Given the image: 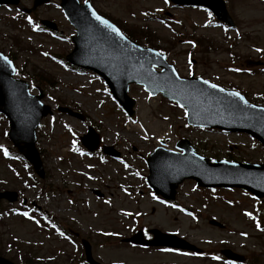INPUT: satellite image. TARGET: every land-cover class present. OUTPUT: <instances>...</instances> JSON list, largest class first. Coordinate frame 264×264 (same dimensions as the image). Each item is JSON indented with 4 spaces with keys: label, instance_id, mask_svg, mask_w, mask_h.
Returning a JSON list of instances; mask_svg holds the SVG:
<instances>
[{
    "label": "rangeland",
    "instance_id": "rangeland-1",
    "mask_svg": "<svg viewBox=\"0 0 264 264\" xmlns=\"http://www.w3.org/2000/svg\"><path fill=\"white\" fill-rule=\"evenodd\" d=\"M91 3L97 12L136 37L147 26L149 44L167 51L168 61L180 77H201L226 89L236 88L251 102L264 106L262 0H229L228 10L237 29L226 32L229 38L222 28L207 26L206 12L168 7L164 0ZM31 4L32 0H20L17 9L0 7V51L12 54L17 77L29 83L32 94H37L38 86L43 92L42 101L54 112L42 120L36 141L46 172L40 187L51 186L52 190L40 196L47 187L45 191L27 189L31 174L28 175L23 161L2 154L12 145L6 137L8 122L1 115L0 190L23 191V197L37 203L41 211L72 229L127 237L138 229L155 228L184 238L206 252L205 257L169 254L158 248H132L117 238L98 237L95 239H99V245L105 247H96L103 264H225L214 260L222 248L244 257L246 264H264V204L239 189H196L192 180L178 186L175 200L165 204L151 195L143 177L147 173L144 160L160 140L173 149L178 139L186 138L207 158L238 162L263 163L262 147L245 135L187 127L181 109L161 97L147 96L135 86L129 90V96L136 101L135 115L129 121L98 77L63 66L49 56H64L72 48L70 37L74 30L59 10L58 0H51L50 5L33 13L37 19L57 24L60 35L56 38L35 32L25 23L20 28L11 22V16ZM190 38L197 44L192 45ZM42 78L54 87L44 86ZM58 106L77 111L85 120L58 113ZM87 126L99 135L101 145L112 146L121 153L134 172L131 181L117 173L119 160H97L78 154L82 153L78 138ZM91 190L100 192L103 198H96ZM210 219L224 228L210 226ZM5 224L0 226V250H4V243H12V238L17 237L18 244L30 240V251L40 252L44 259L56 256L61 244L53 235L17 219Z\"/></svg>",
    "mask_w": 264,
    "mask_h": 264
},
{
    "label": "water",
    "instance_id": "water-1",
    "mask_svg": "<svg viewBox=\"0 0 264 264\" xmlns=\"http://www.w3.org/2000/svg\"><path fill=\"white\" fill-rule=\"evenodd\" d=\"M171 1L179 5L190 3L205 5L219 19L229 21L222 0ZM47 2L48 0H36L33 8ZM0 3L16 4L17 0H0ZM61 7L78 34L73 40L74 50L66 57V60L97 72L105 80L114 97L128 114L132 115L131 108L134 104V101L126 96L128 85L131 83L140 84L150 94L159 92L163 97L184 106L187 109L188 122L191 124L251 132L264 145V110L245 109L240 104V102L245 103L244 100L238 96L229 93H227L229 97L222 94L209 95L194 87L197 84L195 82L174 79L169 73L170 67L165 65L163 61V56H159L152 50L142 49L121 38V35H116L115 32L100 22L105 20L94 18V11L88 4L79 5L76 0H61ZM43 23L54 28L50 23ZM107 24L111 25L108 22ZM111 27L115 28L112 25ZM152 65L161 67L163 71L161 73L154 72L151 69ZM13 73L14 69L11 63L0 55V112L9 119V138L33 165L37 174L42 177L41 162L34 146L35 128L39 120L49 113V108L39 103L40 96H30L28 85L24 81L13 79ZM233 120L238 121L240 126H243L235 128L229 125V122ZM181 148L186 153L179 158L186 160V162L179 166L161 164L156 167L153 164L154 156L149 160V180L156 193L171 199L176 185L183 178L192 177L200 186H236L249 190L258 197H264V165L243 166L216 163L213 166H208L205 173H201L194 165V161H198L194 152L187 144ZM160 153L164 152L157 150L155 156ZM168 155L170 156V154ZM158 169H160L164 181L169 183L165 190L152 181L154 176H159ZM161 191L166 192L162 193ZM7 195L10 194H0V198ZM10 200L13 201L14 196ZM155 234V239L151 242H141L138 237L131 239V241L143 245H166L194 249L184 242L175 240L174 237ZM222 253L229 259L242 260L228 251Z\"/></svg>",
    "mask_w": 264,
    "mask_h": 264
},
{
    "label": "flooded vegetation",
    "instance_id": "flooded-vegetation-1",
    "mask_svg": "<svg viewBox=\"0 0 264 264\" xmlns=\"http://www.w3.org/2000/svg\"><path fill=\"white\" fill-rule=\"evenodd\" d=\"M14 215H8V214H1L0 219L8 221L9 218H13ZM30 216V215H28ZM72 234V238L74 241H76L79 245L73 247L76 251H73L71 254H66L62 258L61 264H87L84 257V246L82 245V240H85L89 245L91 249L92 255H94L96 259V252L93 251L95 249V243L97 234L90 231H85V234L81 231H75V230H68ZM80 232L82 234H80ZM87 232V233H86ZM0 257H3L5 259H8L13 264H40L37 259L36 253H30V246H5L4 250H0Z\"/></svg>",
    "mask_w": 264,
    "mask_h": 264
},
{
    "label": "snow or ice",
    "instance_id": "snow-or-ice-1",
    "mask_svg": "<svg viewBox=\"0 0 264 264\" xmlns=\"http://www.w3.org/2000/svg\"><path fill=\"white\" fill-rule=\"evenodd\" d=\"M166 2H167V0H166ZM93 16H94L95 19L100 20V17L96 16L95 13H93ZM29 22H31V21H29ZM100 22H101L102 24H104L105 27H108V28H110L113 32H115L116 35H118V36L120 35V33L117 32L115 28H112L111 25L107 24L106 21H100ZM121 38H123V37H121ZM257 51H259V50H257ZM204 83L207 84L208 82H207V81H204ZM209 87H213V88H214V87H216V86H215V85H209ZM231 95H233V96H238V93H231ZM246 215H247V214H246Z\"/></svg>",
    "mask_w": 264,
    "mask_h": 264
}]
</instances>
